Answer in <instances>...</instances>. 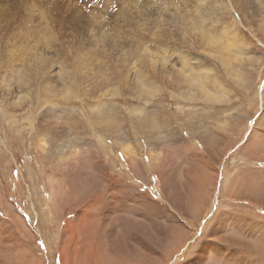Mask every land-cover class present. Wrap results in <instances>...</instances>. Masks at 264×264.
Instances as JSON below:
<instances>
[{"label":"rangeland","instance_id":"374dc122","mask_svg":"<svg viewBox=\"0 0 264 264\" xmlns=\"http://www.w3.org/2000/svg\"><path fill=\"white\" fill-rule=\"evenodd\" d=\"M101 8L0 0V264H264V0Z\"/></svg>","mask_w":264,"mask_h":264},{"label":"bare ground","instance_id":"6f19581e","mask_svg":"<svg viewBox=\"0 0 264 264\" xmlns=\"http://www.w3.org/2000/svg\"><path fill=\"white\" fill-rule=\"evenodd\" d=\"M113 3V2H112ZM16 10V9H15ZM13 13V12H12ZM11 13V14H12ZM199 32V31H198ZM15 40H18V39H16V38H14ZM52 39V38H51ZM18 41H20V40H18ZM17 41V42H18ZM201 41V40H200ZM16 42V41H15ZM14 42V43H15ZM212 43V42H211ZM16 44V43H15ZM38 45V44H37ZM20 57V56H19ZM20 60V59H19ZM43 65V64H42ZM41 66V65H40ZM40 66H38L37 68H38V70H37V72L39 71V67ZM42 70H43V68H42ZM41 70V71H42ZM18 73V72H17ZM241 76H243V75H241ZM38 77V76H37ZM65 77V76H64ZM206 78H207V76H206ZM189 79H191V76L189 77ZM192 80L194 81V82H192V86H194V88H196V89H200L201 87H202V85H203V83H202V81L200 80V78L198 77V76H195V77H192ZM240 80H241V78H240ZM244 80H245V78H244ZM195 81H198V83H196ZM242 81V80H241ZM214 82H215V84H216V86H218L219 85V87H221V88H223L224 86L221 84H218V81L216 82V80H214ZM243 82H245V81H243ZM202 83V84H201ZM205 83V82H204ZM223 86V87H222ZM247 86V85H246ZM49 87V86H48ZM48 89V88H47ZM52 90V89H51ZM204 90V89H203ZM203 90H200L199 92H202L203 93ZM206 97H207V95H205ZM214 97V96H213ZM213 97H211V99H213V100H215V101H218V99L217 98H213ZM211 101V100H210ZM219 102V101H218ZM97 115H100L99 113L97 114ZM238 180V179H237ZM238 182V181H237ZM236 181L235 182H233V184H236L237 183ZM230 186V185H229ZM232 186V185H231ZM237 186V185H236ZM235 187V186H234ZM233 187V188H234ZM239 188V187H238ZM240 189V188H239ZM240 191H241V189H240ZM231 192V191H230ZM241 197V196H240ZM234 224H235V222H234ZM238 225H239V223H238ZM255 225H251V223H249V222H246V221H243L242 222V224H241V226H239V227H242V228H245V229H247V230H249V228L251 227H254ZM255 227H259V226H255ZM68 230V229H67ZM260 230V229H259ZM212 234L213 235H216L219 231L218 230H216V229H213L212 230ZM258 233V232H257ZM264 234V233H263ZM71 235V234H70ZM219 239V238H218ZM217 241V240H216ZM224 241V240H223ZM218 243H220V244H218ZM214 242V245H215V251H218V252H220V251H223V254L226 256V259H232L233 260V262L235 261V262H239V261H241V258H240V256H239V254L238 253H236L235 252V250L233 249V248H231L232 250V252L230 251V253H229V256H228V254L226 255L225 253H224V251H226V250H224V249H222L221 247H219V245H221V243L222 242ZM223 245H225V244H223ZM226 247H227V245H226ZM86 248V247H85ZM228 251V250H227ZM73 258V257H72ZM87 258V257H86ZM226 261V260H225ZM243 262V261H242ZM81 264V263H80Z\"/></svg>","mask_w":264,"mask_h":264},{"label":"snow or ice","instance_id":"6c2138e0","mask_svg":"<svg viewBox=\"0 0 264 264\" xmlns=\"http://www.w3.org/2000/svg\"><path fill=\"white\" fill-rule=\"evenodd\" d=\"M52 2L54 4H58L59 3V0H52ZM194 2H195V0H189V3H194Z\"/></svg>","mask_w":264,"mask_h":264}]
</instances>
